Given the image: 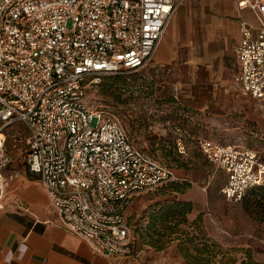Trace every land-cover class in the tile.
I'll list each match as a JSON object with an SVG mask.
<instances>
[{
  "label": "built area",
  "instance_id": "obj_1",
  "mask_svg": "<svg viewBox=\"0 0 264 264\" xmlns=\"http://www.w3.org/2000/svg\"><path fill=\"white\" fill-rule=\"evenodd\" d=\"M232 1L257 20L240 22L235 82L264 103V0ZM178 6L176 0H0V204L12 161L6 128L21 124L28 170L63 227L97 254H132L129 204L177 177L138 147L114 114L92 106L88 92L104 76L147 67ZM198 146L226 173V201L239 203L264 184V161L255 151L204 137Z\"/></svg>",
  "mask_w": 264,
  "mask_h": 264
},
{
  "label": "rangeland",
  "instance_id": "obj_2",
  "mask_svg": "<svg viewBox=\"0 0 264 264\" xmlns=\"http://www.w3.org/2000/svg\"><path fill=\"white\" fill-rule=\"evenodd\" d=\"M197 57L179 44L169 61L157 62L156 53L144 69L104 76L88 92L92 106L114 114L134 143L177 177L129 204L132 256L151 264H264V191L250 190L239 203L226 201V173L197 144L210 138L253 150L264 161V103L236 84V59L217 66ZM6 133L12 161L1 204L25 208L19 197L33 180L28 133L21 124ZM177 202L191 210L161 219Z\"/></svg>",
  "mask_w": 264,
  "mask_h": 264
},
{
  "label": "crops",
  "instance_id": "obj_3",
  "mask_svg": "<svg viewBox=\"0 0 264 264\" xmlns=\"http://www.w3.org/2000/svg\"><path fill=\"white\" fill-rule=\"evenodd\" d=\"M176 1L179 6L157 52V62L169 61L181 44L201 63L221 66L236 59L238 65L240 22L247 19L257 25L256 17L248 10L240 11L232 0ZM31 183L19 197L26 208L0 206V264H151L132 254L105 257L95 253L85 240L63 227L36 175Z\"/></svg>",
  "mask_w": 264,
  "mask_h": 264
},
{
  "label": "trees",
  "instance_id": "obj_4",
  "mask_svg": "<svg viewBox=\"0 0 264 264\" xmlns=\"http://www.w3.org/2000/svg\"><path fill=\"white\" fill-rule=\"evenodd\" d=\"M115 80H119V77H116V78H114ZM198 144V143H197ZM199 147V146H198ZM200 149V148H199ZM201 151V150H200ZM169 167V166H168ZM171 168V167H170ZM172 169V168H171ZM173 170V169H172ZM175 181H172V182H169V183H167V184H165V185H168V184H170V183H174ZM164 186V185H163ZM162 187V186H161ZM252 191V192H256V191H258V190H262V191H264V184H261V185H258V186H255V187H252V188H250V189H248L247 191H246V193H245V195H244V197H243V200L245 199V197H246V195H247V193L249 192V191ZM242 200V201H243ZM187 206H189L188 204H184V203H182V202H177V203H175V204H173L172 206H170L166 211H165V213H162V214H160L159 216H160V218L161 219H163V218H165V216L166 215H170V216H175V215H184L185 214V212H187V211H189V210H191V208H187Z\"/></svg>",
  "mask_w": 264,
  "mask_h": 264
}]
</instances>
